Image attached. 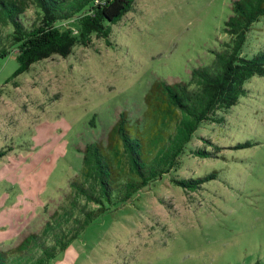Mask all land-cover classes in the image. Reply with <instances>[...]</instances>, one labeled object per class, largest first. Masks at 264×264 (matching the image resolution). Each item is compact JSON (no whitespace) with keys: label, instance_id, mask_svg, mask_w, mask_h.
<instances>
[{"label":"rangeland","instance_id":"rangeland-1","mask_svg":"<svg viewBox=\"0 0 264 264\" xmlns=\"http://www.w3.org/2000/svg\"><path fill=\"white\" fill-rule=\"evenodd\" d=\"M231 2L135 0L109 43L93 35L19 74L14 51L0 57V249L43 233L80 179L85 147L111 142L119 112L146 130L151 85L187 81L211 62L228 39ZM24 3L30 24L37 13ZM8 31L0 24L1 37ZM242 49L264 50V17ZM244 88L222 122L198 127L175 171L98 216L47 264H264V77ZM209 175L187 188L172 180Z\"/></svg>","mask_w":264,"mask_h":264},{"label":"trees","instance_id":"trees-1","mask_svg":"<svg viewBox=\"0 0 264 264\" xmlns=\"http://www.w3.org/2000/svg\"><path fill=\"white\" fill-rule=\"evenodd\" d=\"M134 1L29 0L37 16L26 24L24 0H0V24L9 27L0 36V57L14 51L15 74H19L36 61L68 56L76 44L89 46L93 35L109 43L111 25ZM263 17L264 0H232L223 28L228 39L219 50H212L211 62L192 68L187 81L157 80L151 85L145 95L151 109L146 130L137 120L131 123L126 112H119L108 135L113 136L111 142H90L85 147L80 179L71 178L72 192L50 214L43 233L27 235L9 251L0 249V264H47L98 216L175 171L181 157L193 152L186 146L198 127L222 122V113L245 92V82L253 76L264 77V50L248 57L242 49L247 32ZM194 152L208 155L201 148ZM210 177L172 180L187 188Z\"/></svg>","mask_w":264,"mask_h":264},{"label":"crops","instance_id":"crops-1","mask_svg":"<svg viewBox=\"0 0 264 264\" xmlns=\"http://www.w3.org/2000/svg\"><path fill=\"white\" fill-rule=\"evenodd\" d=\"M11 235H13V236H14V233H12ZM6 238H7V237H6ZM6 238H5V239H6ZM0 248H1V247H0Z\"/></svg>","mask_w":264,"mask_h":264}]
</instances>
